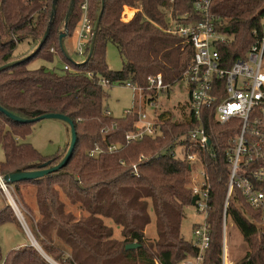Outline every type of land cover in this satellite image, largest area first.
<instances>
[{
    "label": "trees",
    "instance_id": "1",
    "mask_svg": "<svg viewBox=\"0 0 264 264\" xmlns=\"http://www.w3.org/2000/svg\"><path fill=\"white\" fill-rule=\"evenodd\" d=\"M83 1L74 0L67 23L69 37L74 36L82 21ZM88 1L94 24L103 5L104 11L91 58L74 63L65 57L59 42L71 0H58L52 23L53 0H0V68L22 58L17 53L21 42L32 47L30 52L35 51L27 60L0 72V108L26 120L61 114L73 121L77 133L75 150L62 170L14 184L18 192L21 184L37 187L35 198L40 217L32 232L37 241L42 237L49 240H40L45 254L59 264H180L196 256L195 242L187 241L181 233L185 209L193 206L194 197L195 169L177 151L185 146L187 153L199 154L207 176L211 244L203 264L221 262L224 216L235 224L248 246L236 264H264L260 212L250 206L238 189L227 195L231 172L227 152L239 133L238 120L220 125L214 120V109L205 108L204 118L211 111L207 123L203 119L210 144L199 150L187 139L198 121L188 122L173 111H164L157 118L160 136L128 144L125 136L135 130L137 113L132 110L123 119L114 120L104 107L108 94L101 80L109 85L131 82L144 89L150 76H161L168 88L181 83L194 49L182 38L168 33L167 28L171 21L198 23L201 16L194 9V0ZM126 7L136 10L129 21L125 15V21L122 19ZM211 14L217 32L228 39L220 53L229 64L245 58L264 35V0H213ZM50 23L47 40L38 48ZM91 43L92 39L90 46ZM109 43L116 45L122 58L120 71H112L106 62ZM89 51L90 47L87 57ZM56 56L63 59L64 67L70 68L63 69L62 75L28 67L34 58L53 61ZM167 114L170 117L165 120ZM38 122L14 121L0 110L2 176L19 170H38L45 164L55 166L63 159L67 150L61 155L44 156L26 142ZM111 147L115 149L109 151ZM96 149L99 154L91 157L89 152ZM70 169L73 173H69ZM65 177L70 179L71 187L65 198L81 212L79 217L66 212V202L54 189V180ZM10 208H0V225L18 223ZM152 224L155 237L149 238L146 230ZM114 227L121 230L122 239L114 237ZM133 243L139 247L126 250ZM0 264L50 263L28 245L12 251L4 260L0 255Z\"/></svg>",
    "mask_w": 264,
    "mask_h": 264
},
{
    "label": "built area",
    "instance_id": "2",
    "mask_svg": "<svg viewBox=\"0 0 264 264\" xmlns=\"http://www.w3.org/2000/svg\"><path fill=\"white\" fill-rule=\"evenodd\" d=\"M212 2L213 0H194V9L201 16L197 24L185 25L171 21L167 28L168 33L182 38L194 49L193 59L181 78V83L186 84L188 88L189 98L177 104L176 115L188 122L194 119L198 121V125L188 133L187 139L192 147L199 150H205L210 144L209 130L204 121L207 123L211 111L204 118L202 113L205 108L214 109V120L220 125L232 120L239 121L240 130L233 140L234 146L227 152L231 166L227 195L229 197L234 188L238 189L250 206L260 212L264 232V35L250 48L245 58L229 64L220 53V48L227 44L228 39L216 30L214 16L211 14ZM80 8L83 12L82 21L75 30L73 39L76 40L77 55L85 56L86 60L95 24L89 16V1L84 0ZM66 33L65 39H69V32ZM64 69L70 68L65 66ZM100 83L103 87L109 86L105 80ZM147 83L146 89L131 82L126 83V86L139 92L141 97L139 110H133L138 116L135 130L125 136L128 144L147 137L156 139L161 135L157 113L149 118L141 109L146 104L155 105L153 97H159L160 93H165L170 87L164 85L161 76H150ZM150 91L153 94L149 93ZM131 112L132 110L126 114ZM106 114L110 116L108 112ZM169 117L167 114L164 118L167 120ZM114 149L115 147H111L109 151ZM187 150L188 148L181 146L177 151L194 169L197 163L200 164L197 177L192 179V192L194 196L199 197L194 207L204 219L192 227V239L198 249L196 256L180 264H203L211 244V228L207 223V176L199 154L187 153ZM99 152L96 149L90 151L89 155L95 157ZM12 202L11 206L18 210L14 200ZM226 219L224 216V243L221 262L218 264H230L225 246ZM45 259L50 264H59L48 256H45Z\"/></svg>",
    "mask_w": 264,
    "mask_h": 264
},
{
    "label": "rangeland",
    "instance_id": "3",
    "mask_svg": "<svg viewBox=\"0 0 264 264\" xmlns=\"http://www.w3.org/2000/svg\"><path fill=\"white\" fill-rule=\"evenodd\" d=\"M133 11L126 9V13H123L122 19L125 15L124 18L129 20L133 14ZM64 45L69 57L74 63H82L85 61V56L77 55L76 40L73 39V37L65 39ZM31 49L32 47H29L26 42L19 43L17 47V53L18 56L22 57L20 60L28 58L35 52H30ZM24 54L26 55L24 56ZM106 62L112 71L116 72L122 69V58L116 45L112 43H109L106 46ZM64 64L65 62L59 56H56L53 61H47L37 57L29 62L28 67L31 70L45 69L49 72H54L57 75H62L64 73ZM105 89L107 91L108 97L104 102V107L112 119L120 120L125 117L128 111L139 110L141 97L139 92H137L134 88L128 87L124 84L114 83L105 87ZM153 98H155V105L146 104V106H143L141 109L149 116V118L154 113H157L158 115L164 111H174L177 113V104L180 103L181 100L185 101L189 98L188 88L186 87V84L179 82L173 86H170L169 90L165 93H160L159 97L154 96ZM70 141L71 132L69 125L64 121L57 119H44L39 121L35 125L32 134L26 140L27 143L32 144V146L44 156L61 155L64 150H68ZM3 161L4 153L0 146V163ZM79 163L82 165L81 162ZM200 168V164L197 163L195 165V170L192 173L193 178L197 177ZM69 173H73L71 169L69 170ZM0 176L3 177L1 174ZM66 179V177L62 180L55 179L54 189L59 192L61 199L66 202V212L71 211L76 217H79L81 212L77 210L76 207L70 206V202L65 198V193L71 189L69 184L70 179ZM19 187L21 194L17 191L16 186L14 185L0 188V208H5V206L11 207L12 209H10L18 222H5L0 225V255L3 260L6 259L12 251L20 247L31 245L32 241L36 242L34 248L43 257L47 256L40 240L45 241V243H48L49 240L42 237V239H38L37 241L32 232L33 227L36 229V222H38L40 217L38 214L35 198V190L37 187L29 183L21 184ZM12 200H14L18 210L11 206L13 203ZM203 219L204 216L198 214L194 206H189L185 209V218L182 220L181 233L187 241L192 240L193 224L201 223ZM226 223L225 246L227 260L230 264H236L248 250V246L244 242L235 224L230 219H228V221L226 219ZM114 231V237L119 240L122 239L120 235L121 230L114 227ZM146 233L149 238H154L155 225H150L147 228ZM222 240L224 243V237Z\"/></svg>",
    "mask_w": 264,
    "mask_h": 264
},
{
    "label": "water",
    "instance_id": "4",
    "mask_svg": "<svg viewBox=\"0 0 264 264\" xmlns=\"http://www.w3.org/2000/svg\"><path fill=\"white\" fill-rule=\"evenodd\" d=\"M57 2L58 0H53V4H52V13H51V23L53 21V18L55 16V13H56V5H57ZM74 7H75V3H74V0H71V4H70V7H69V11L67 13V16H66V20H65V29L61 32L60 36H59V42H60V48L62 50V52L64 53L65 57L72 61L71 58L69 57L66 49H65V45H64V40L66 38V32L68 31L67 30V23L71 17V14L74 10ZM103 11H104V5L102 6V9L98 15V18H97V21H96V24H95V29H94V33H93V37H92V43H91V46H90V51H89V54H88V57L86 58L85 62H87L91 56H92V52H93V47H94V43H95V39H96V36H97V31H98V28H99V25H100V21H101V18H102V15H103ZM51 23L49 24V27L45 33V36L43 37L42 41L40 42L38 48H40L47 40V35H48V32L50 30V27H51ZM28 58L26 59H23V60H19V61H15L13 63H10L9 65L7 66H4V67H1L0 68V72L3 71L4 69H6L7 67H10V66H14L18 63H21L25 60H27ZM1 111L4 112L5 115H7L9 118H11L12 120L14 121H18V122H21V123H24V122H35V121H41V120H44V119H57V120H62L64 121L65 123H67L70 127V132H71V141H70V144H69V148L64 156V158L55 166H51V167H48L49 164H45V165H42L40 169L38 170H33V171H22V170H19V171H16V172H12V173H9L3 177L0 176V188L2 187V185L4 186H12L16 183H19V182H24V181H32V180H35V179H39V178H43L49 174H52V173H55V172H58L60 170H62L69 162V159L71 158L74 150H75V147H76V144H77V133H76V130H75V126H74V123L73 121L67 117V116H64V115H61V114H47V115H42V116H39V117H36V118H33L31 120H26V119H22L18 116H15L13 115L12 113H9L3 109L0 108ZM199 197L198 196H194L193 199H192V205L195 206L196 202L198 201ZM264 234V232H263ZM35 244L36 242H33L31 243V246L35 247ZM139 247L138 244H128L126 246V250H135ZM45 257V256H44Z\"/></svg>",
    "mask_w": 264,
    "mask_h": 264
},
{
    "label": "crops",
    "instance_id": "5",
    "mask_svg": "<svg viewBox=\"0 0 264 264\" xmlns=\"http://www.w3.org/2000/svg\"><path fill=\"white\" fill-rule=\"evenodd\" d=\"M127 8H128V9H130V10H132V11L134 10L133 8L126 7V8H125V11H124V13H126V9H127ZM128 12H129V11H128ZM135 12H136V10H134V11H133V14H132V16H131V17L129 16L131 19L133 18V16H134ZM129 17H128V18H129ZM130 18H129V19H130ZM131 19H130V20H131ZM128 21H129V20H128Z\"/></svg>",
    "mask_w": 264,
    "mask_h": 264
},
{
    "label": "bare ground",
    "instance_id": "6",
    "mask_svg": "<svg viewBox=\"0 0 264 264\" xmlns=\"http://www.w3.org/2000/svg\"><path fill=\"white\" fill-rule=\"evenodd\" d=\"M2 187H4V185H2Z\"/></svg>",
    "mask_w": 264,
    "mask_h": 264
}]
</instances>
